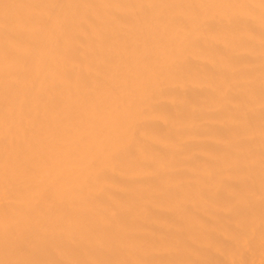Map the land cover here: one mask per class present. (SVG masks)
<instances>
[{
    "label": "bare ground",
    "instance_id": "6f19581e",
    "mask_svg": "<svg viewBox=\"0 0 264 264\" xmlns=\"http://www.w3.org/2000/svg\"><path fill=\"white\" fill-rule=\"evenodd\" d=\"M0 264H264V0H0Z\"/></svg>",
    "mask_w": 264,
    "mask_h": 264
}]
</instances>
